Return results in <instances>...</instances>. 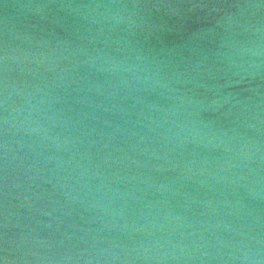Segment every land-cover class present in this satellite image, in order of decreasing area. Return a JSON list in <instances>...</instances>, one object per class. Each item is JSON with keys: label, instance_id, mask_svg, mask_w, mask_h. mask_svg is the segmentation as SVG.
Returning <instances> with one entry per match:
<instances>
[{"label": "water", "instance_id": "obj_1", "mask_svg": "<svg viewBox=\"0 0 264 264\" xmlns=\"http://www.w3.org/2000/svg\"><path fill=\"white\" fill-rule=\"evenodd\" d=\"M28 2L0 0V47L6 24L21 35L38 33L43 28L21 11L19 6ZM153 2L191 5L203 0ZM202 16L199 11L184 19L153 13V22L161 30L147 41L123 29L100 33L92 27L89 33V26L68 18L55 26V33L69 41L71 47H56L53 53L36 42H24L26 50L34 54L43 52L44 56L35 55L23 64V72L18 70L10 76L21 85L26 82L28 91L40 85L48 92L46 97L43 92L37 93V97L47 101L41 106L44 110L41 116L53 117L50 122L53 139L42 141L23 133L15 137L24 144L23 148L20 144L13 145L20 157L16 162L19 175H24V166L36 164L31 175L39 172L42 177L34 180L31 191L26 193L33 200L31 210L18 209L23 217H29L22 219V223L35 227L42 237L58 245L63 241L61 251L65 247L87 250L93 243L97 249L110 248L113 241L131 249L147 238V233L140 231L147 229L154 233L153 239L186 238L184 243L194 254L219 251L226 255L229 250L224 243L243 239L237 232L247 233L252 228L253 234H264V199L253 200L246 190L255 187L250 183L255 173L237 167L239 161L229 159L231 154L223 148H213L210 137L194 135L201 121L214 129L230 130L236 126L239 113L238 108L229 112L228 105L217 109L212 103L215 97L211 88L223 83L218 71L223 67L219 54L224 51L219 43L228 39L223 30H218L219 35L207 37L206 43L187 45L192 22ZM185 45L192 50H186ZM200 60L204 64L199 70L205 72L204 82L209 88L192 82L195 72L191 70ZM158 68L162 70L161 77L157 76ZM3 75L0 67V82ZM165 75L169 79L162 78ZM177 79L182 82L176 83ZM191 100L201 103H190ZM178 124L186 128L184 139L189 141L186 144L175 138ZM248 134H252L250 130ZM2 164L0 159V177ZM177 165L181 171L173 170ZM259 175L264 181V169ZM241 176L247 179H240ZM45 179H52L53 183H44ZM21 182L27 185L26 180ZM73 187L76 192H72ZM89 191L92 195L85 204L79 200L73 203L64 195L68 192L83 197ZM92 204L98 207L86 211L85 205ZM104 224L109 227L104 228ZM68 235L73 239H66ZM193 241L203 242L206 247L197 253L192 248ZM135 264L145 262L136 260ZM163 264L202 262L168 260ZM203 264L220 261L205 260Z\"/></svg>", "mask_w": 264, "mask_h": 264}, {"label": "clouds", "instance_id": "obj_2", "mask_svg": "<svg viewBox=\"0 0 264 264\" xmlns=\"http://www.w3.org/2000/svg\"><path fill=\"white\" fill-rule=\"evenodd\" d=\"M19 7L21 11L33 17L38 25H43V28L38 33L21 35L6 24L0 47V67L4 74L0 82V128L3 134V142L0 143V159L3 162L0 177L3 197V203L0 205V264H115L116 261L121 264H135L136 260H143L145 264H152L153 261L163 264L168 260H200L202 264L205 260H218L220 264H264V234H253L252 228H249L247 233L237 232V235L243 237L240 242L224 243V247L229 250L226 255L220 254L219 251L216 254L203 251L202 255H198L184 243L186 238L182 237L177 241L170 237L153 239L154 233L147 229H140L147 233V238L131 249L113 241L110 248L97 249L93 243L91 249L74 250L65 247V250L61 251L63 241L58 245L42 237L35 227L22 223V219L29 217H23L18 209L27 207L31 210L33 200L26 193L31 191L32 182L42 177L39 172L31 175L36 164L24 166V175H19L20 168L16 162L20 157L16 155L13 145L20 144L23 148L24 144L15 137L23 133L29 138L38 137L42 141L53 139L50 135V122L53 117L41 116L44 111L41 106L47 101L38 98L37 93L43 92L46 97L47 91H43L40 85H34V90L28 91L26 82L21 85L10 76V73L18 70L23 72V64L31 61L35 55L44 56L43 52L34 54L26 50L23 47L24 42H36L53 53L56 47L72 46L69 41L55 33V26L62 24L65 19L71 18L89 26V33L92 27L98 28L100 33L123 29L133 37L147 41L161 30L153 22V13L184 19L199 11L203 16L192 22V28L187 33V45L197 41L206 43L207 37L219 35L218 30H223L224 35L228 37L227 40L221 39L219 43V47L224 49L219 54L223 67L218 69L222 74L220 79L223 83L211 88L215 97L212 103L217 109L228 105L229 112L232 108H238L239 113L236 126L230 130L214 129L201 121V127L194 135L210 137L209 143L213 148H223L231 154L229 159L239 161L237 167L254 172L255 179L250 183L255 187H247V193L253 200L264 199V181L259 175L264 169V0H203L191 5L153 0H92L89 3H77L75 0H30ZM187 45L185 49L191 51ZM201 64H204V60H200L196 68L191 70L195 72L192 82L197 83L199 87L209 88L204 82L205 72L199 70ZM161 73L162 70L158 68L157 76L161 77ZM162 78L169 79L166 75ZM181 82L180 79L176 80V83ZM247 93L252 95H245ZM189 102L201 103L199 100ZM176 128V140L188 143L189 141L184 139L185 126L178 124ZM249 130L251 135L248 134ZM171 131L170 129L169 132ZM168 138L170 137H166ZM55 140H59V137H55ZM67 143L68 140L65 139L64 144ZM56 146L60 147L59 144ZM252 165L256 168L253 169ZM187 167L190 170V166ZM173 170L181 171V168L177 165ZM240 179L247 177L241 176ZM24 180L27 185L21 182ZM44 183L53 181L45 179ZM79 183L77 180L76 184ZM76 191L77 188L73 187L72 192ZM18 192H24L25 195L22 196ZM64 195L73 203L79 200L81 204H85L87 197L92 193H84L83 197L73 196L68 192ZM14 201L21 203L17 205ZM97 207V204L85 205V210L92 211ZM103 227L108 228L109 225L104 224ZM66 239L70 241L73 237L68 235ZM93 239L95 241L97 238ZM205 247L203 242H192V248L197 253ZM121 253L126 255L122 256Z\"/></svg>", "mask_w": 264, "mask_h": 264}]
</instances>
